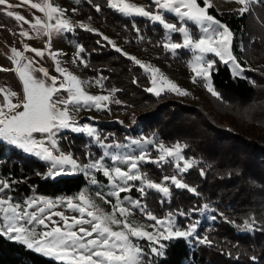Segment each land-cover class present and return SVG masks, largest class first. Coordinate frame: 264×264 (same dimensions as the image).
<instances>
[{"label":"snow or ice","instance_id":"6c2138e0","mask_svg":"<svg viewBox=\"0 0 264 264\" xmlns=\"http://www.w3.org/2000/svg\"><path fill=\"white\" fill-rule=\"evenodd\" d=\"M106 2L110 8L122 15L147 18L152 23L162 26L166 36L161 47L173 55H176L180 49L189 50L193 54L188 64L194 74L193 83L198 80L203 81V86L213 97L222 99L212 83V73L217 70L215 68L217 61L207 59L208 54L217 57L218 61L224 65H229L234 76H242L244 68L232 50L233 33L227 25L209 14L208 9L211 5L208 0H203L204 6H201L198 0H149L155 11L137 6L135 3H127L125 0H106ZM236 2L244 5L240 9L242 15L248 10L247 4L252 0H236ZM21 4L30 5L31 9L43 14L44 19L34 15L33 20L29 21L25 16L11 10L6 11V15L21 24L22 37L32 38L29 31L23 30V24H28L37 36L43 34L49 37V44L46 46L48 54L55 63V71L63 79L50 76L43 67H35L33 60L28 59L23 52L12 48L9 59L22 82L24 98L19 103H13L11 98L16 97L17 93L0 89L5 101L0 104V141L49 162V178L65 174V166H71L72 170L82 172L92 185L99 183L92 173L102 174L109 182L110 190L106 195L98 191L96 196L112 204L113 210L111 213L103 212L87 191H81L75 197H61L58 200L37 196L26 199L22 203L13 201L11 197L0 195V237L18 242L28 250L53 258L62 264H155L154 258L165 255L163 251L165 245L161 240L191 237L195 232V225H189L187 230H180L176 228L172 213L163 219L159 218L147 211L146 205L142 202L147 190H155L164 198L170 197L173 186L199 195L195 187L188 185L182 179V174L195 164L194 160H189L182 154L187 145L177 142L173 146H166L162 141L152 138L134 139L131 144L141 148L139 154L104 152L101 157L83 166L78 164L72 155L61 152L58 136L65 130L85 133L89 138H94L102 148L126 147L121 144H105L95 127L80 125L71 118L72 111L79 112L93 108L102 110L108 103L121 102L113 101L110 94L91 95L85 92L83 88L85 82L63 69L60 61L56 59L59 53L51 51L50 38L54 32L73 33L76 27L90 32L93 29L83 23L74 25L65 17V10L53 6L49 0H43V2L19 0L17 5L9 3V0H0V6L6 9L19 7ZM95 10L100 11L99 6H96ZM73 11L75 12L76 9ZM168 15L175 16L177 22H169L166 18ZM188 22L198 26L200 33L198 36L192 35ZM135 30L139 32V28ZM172 34H179L181 41H173ZM103 39L108 41L115 51L134 61L149 74L151 87L146 89L147 91L159 96L166 88L179 95H188L171 80L162 75L157 76L158 69L145 65L136 57L124 53L108 37ZM76 47L74 62L78 59L84 67H88L85 57L81 55L85 49L81 45ZM24 48L25 51L33 52L40 58L45 55L44 50L30 48L27 44ZM36 72L41 73V77L38 78L35 75ZM87 83L102 86V78ZM62 92L67 95H61ZM145 145L153 146L157 152L155 159L151 157ZM104 157H108L111 163H106ZM143 163H154L160 168L169 165L174 172L171 175L162 176L161 182L157 183L142 171ZM201 175H204L203 169H201ZM10 188L11 185L7 181L0 179V194ZM133 188L140 193L141 198L133 199L130 195L121 196V193H130ZM107 197H113L114 201ZM58 206L77 215L69 216L65 214V211L54 210ZM202 207L208 209L209 205L204 204ZM133 210H139L147 221L153 223L145 225L130 221L129 217L134 215ZM180 215L184 216L186 213L181 212ZM220 215L223 214L220 213ZM211 219L215 220L216 216H212ZM243 225L247 230H254L256 220L254 217H249ZM113 226L119 230H114ZM141 239L148 242L147 250L135 242ZM198 239L200 243L211 245L207 237ZM252 259L256 258L252 257Z\"/></svg>","mask_w":264,"mask_h":264},{"label":"trees","instance_id":"16d2710c","mask_svg":"<svg viewBox=\"0 0 264 264\" xmlns=\"http://www.w3.org/2000/svg\"><path fill=\"white\" fill-rule=\"evenodd\" d=\"M142 1L149 3V0ZM198 2L204 6L203 0ZM96 6L100 11L95 10ZM147 6L153 5L149 3ZM208 11L232 31V50L244 68L243 75L237 77L228 65L216 60L217 70L212 73L215 90L222 99L226 98L240 108L253 102V106L250 105L258 110L252 114L264 121V75H261L264 69L252 67L248 57V50L253 48L264 59V29L249 18L247 12L241 15L238 10L219 11L214 6ZM76 12L92 18L97 26L108 31L127 49L134 48L141 55L139 51L147 45L159 54L162 62H169L182 72L189 71L186 59L190 51L182 50L173 55L163 49L165 31L159 24L147 18L123 16L110 8L106 0H82L76 6ZM167 17L177 22L174 16ZM189 27L196 29L195 25L189 24ZM75 32L77 34L73 36L85 49L81 55L88 64V67L81 65L83 76L94 81L102 78V87L113 90L121 102L115 105L116 108L124 112L133 108L138 112L136 127L124 128L115 120L100 124L98 132L101 138L106 134L108 141L114 140V135L118 141L127 137H153L166 145L177 142L187 145L182 154L194 160L195 164L182 174V179L195 187L199 195L174 186L171 188V206L178 215L177 221L181 222L187 214H192L194 219L199 218L206 210L202 207L204 204L215 210L212 212V216H216L214 222L199 226L200 235L207 237L211 245L195 239L192 244L186 238L163 241L165 255L154 258L155 264H264V138L260 136H264V130L250 128L244 131L233 122L229 126L218 123L193 99L194 93L179 95L169 91L162 96L150 93L146 90L150 84L149 77L134 61L111 48L97 33L80 28ZM195 84L202 93L217 100L205 89L203 81L198 80ZM111 131L116 134L112 135ZM60 142L63 149H71L84 162L95 160L103 153L101 147L83 134L69 135L65 132ZM149 150L154 149L150 146ZM141 169L156 181L174 172L169 165L160 168L154 163H143ZM201 169L204 175H201ZM46 170V164L35 156L0 141V176L7 180L11 193L18 198L33 191L51 196L71 194L87 182L86 176L80 172L49 178ZM97 175L102 176L100 173ZM127 194L135 199L141 198L135 188ZM143 199L154 207H147L154 214H164L165 210L160 211L158 202L164 199L162 195L155 190H147ZM181 212L186 215L181 216ZM249 217L256 220L254 230L244 228L243 222ZM142 248L148 249L145 245ZM0 264L62 262L0 237Z\"/></svg>","mask_w":264,"mask_h":264},{"label":"rangeland","instance_id":"374dc122","mask_svg":"<svg viewBox=\"0 0 264 264\" xmlns=\"http://www.w3.org/2000/svg\"><path fill=\"white\" fill-rule=\"evenodd\" d=\"M82 0H49L50 3L53 4V6L62 8L65 10V17L67 19H70L74 25H79L80 23L85 24L89 28L93 29L92 32L94 33H99L101 39L107 43L111 48L112 45L108 43V41L104 40L103 37H108L109 40H111L116 46L121 48L124 53H128L131 56L136 57L139 59L143 64L145 65H151L152 68L158 69L159 72L157 73V76H163L167 78L168 80H171L173 83H175L180 89L185 90L187 93H194V100L197 101V103L205 109L208 113H210L215 120L220 123L229 126V124H236V127L240 128L241 130L246 131L247 129L250 128H255V130L262 129L264 130V121L262 118H255L254 115L252 114V111H254L257 108H252L253 102L250 104L244 105L242 108L236 106L237 104L225 99H211L208 95L201 92V90L196 87V84L193 83V76L194 74L191 72L190 68L188 72H182V70L177 67H173L169 62H162V59L159 57V54L152 49L149 46H144L139 52L141 55H139L134 48L127 49L126 46H123L122 43L117 42L115 37L110 35L108 31H106L104 28H101L97 26L95 21L92 20V18L88 16H83L80 15L78 12H74L73 10L76 9V6L81 2ZM33 2H43V0H33ZM127 3H135L137 6H143L146 7L148 10L155 11V8L148 7L149 3H145L142 0H125ZM9 3L13 5H17L19 3V0H9ZM208 3L211 6H214L217 10L219 11H227V10H238L240 12V9L244 7V5H241L236 2V0H208ZM203 6V5H201ZM248 10L245 11L248 13V17L251 18L256 24H258L261 28L264 29V0H252V2L247 4ZM13 11L14 13H17L19 15H23L26 17L27 20L32 21L33 16H41L42 19H44L43 14L39 13L38 11L31 9L30 5L27 4H21L19 7H13L12 9H6L3 6H0V89H5L8 91H12L17 93L16 97L11 98L13 103H19L21 100L24 98L23 94V85L22 82L19 80L18 75L14 71V65L9 59L11 56V49L15 48L20 52H23L24 55L35 62V67H43L45 68L50 76L58 77L59 79H63V77H60L59 74L55 71V63L52 59V57L48 54V48L46 47L49 44V37L41 34L37 36L29 27L28 24H23V30H27L30 33V36L32 37L31 39L22 37L20 35L21 32V24L17 22L14 18L8 17L6 15V11ZM118 12V11H117ZM209 12V11H208ZM121 14V13H120ZM210 15H212L209 12ZM122 15V14H121ZM125 16V15H123ZM173 16V15H172ZM213 16V15H212ZM129 17V16H126ZM132 17H138V16H132ZM175 17V16H174ZM214 17V16H213ZM169 22H176L173 21L171 18L166 17ZM215 18V17H214ZM175 19H177L175 17ZM216 19V18H215ZM218 20V19H217ZM192 24V22H188V27ZM179 26V24H178ZM196 26V25H195ZM79 28V27H76ZM190 32L192 33L193 36H198L199 33V28L196 26V29L189 27ZM165 31V30H164ZM196 32V33H195ZM76 32L73 33H53L52 37L50 38V48L53 53H59V55L56 56V59L60 61V66L63 69H66L68 72L72 73L74 76H76L78 79L81 81L85 82L83 84L84 91L87 92L88 94L91 95H111L112 100H118L117 97L115 96V93L113 90H108L104 89L102 86H99L95 83H87L89 81H94L91 79H87L83 76L81 73V63L77 59L74 62V55L77 51V42L75 40V37L73 35H76ZM165 36L166 32L164 33V39L163 42H165ZM172 39L173 41L180 42L181 37L179 34H172ZM27 44L30 48H35L38 50H44L45 55L43 58L35 56L33 52L30 51H25L24 45ZM114 49V48H113ZM182 50H187V49H180L178 50L177 53H179ZM189 51V50H187ZM192 53L190 52L189 57L186 59L187 66L192 58ZM248 57L251 63L252 67H262L264 69V59L262 58V55H259L255 49L250 48L248 50ZM207 59H213V60H218L217 57H215L212 54H208ZM229 66V65H228ZM231 72L232 68L229 66ZM261 70V69H260ZM142 71L148 75L143 69ZM261 75H264V70H262ZM233 73V72H232ZM35 75L39 78L41 77V73L36 72ZM243 75V72H242ZM149 83H150V77H149ZM151 87V83L149 84L148 88ZM147 88V89H148ZM166 92H169L166 88L164 91L161 92L162 96L166 94ZM154 94L153 92H150ZM61 95L66 96L67 93H61ZM155 95V94H154ZM4 101V94L0 93V104H3ZM117 103L111 102L108 103L106 108L102 110H96L95 108L91 110H81L79 112L72 111L71 112V118L73 121L78 122L80 125H88L95 127L98 131L99 125L102 123H110L115 121H119L124 128H130V127H136L138 124L137 121V115L138 112L135 111V109H128L127 111H122L119 108H116L115 105ZM255 105V104H254ZM248 109V107H250ZM110 109V110H108ZM22 110V109H18ZM258 110V109H257ZM106 113V114H105ZM107 115V116H105ZM65 132H68L69 135L71 133H76L72 132L70 130H65L62 131L59 136H58V146L61 152L65 154H70L74 159L77 160L78 164L81 166L85 165L87 162L83 161V158L72 152L71 149H63L61 146V135ZM108 133V132H106ZM76 134H83L87 136L85 133H76ZM99 134V132H98ZM110 134V132H109ZM111 134L114 135L116 134L115 132L111 131ZM263 134V133H262ZM108 134H106L105 138H102L105 144H121L125 145L126 147L123 148H102L103 153L104 152H113V153H131L133 155L139 154L141 152V148L132 145L131 141L136 139V140H143L144 138H152L153 137H143V138H131L127 137L124 141H118L115 139L117 136H113L114 140H106ZM259 135V134H257ZM39 136V134H37ZM65 136V135H64ZM261 137L264 138L263 135H260ZM88 137V136H87ZM95 143V139L91 138ZM97 144V143H96ZM176 144V143H175ZM99 147L100 145L97 144ZM166 145V144H165ZM172 145H166V146H173ZM182 145V144H181ZM149 153L153 151L150 155L153 159L156 158L157 152L154 150H149L150 145H145L144 146ZM153 147V146H152ZM22 150V149H21ZM26 153V152H25ZM102 153V155H103ZM29 155L35 156L34 154L27 153ZM101 155V156H102ZM100 156V157H101ZM38 158L41 162L45 163L47 166V172L49 173L50 171V163L42 160L41 158L35 156ZM88 158V156H87ZM105 162L110 164V159L108 157H104ZM189 159V158H188ZM92 160V159H91ZM90 160V161H91ZM191 160V159H189ZM89 161V162H90ZM121 167H124L121 165ZM79 172H76L71 169V166H65V174L62 175H72V174H77ZM82 173V172H80ZM93 175H95L99 181L97 185H92L90 181L87 178V182L81 187V189L77 192L71 193V194H58L56 196H51V195H45V194H40L37 192H31L27 195L21 196L18 198L14 194L11 193V188L6 190L5 193L0 194L5 197H11L13 201L16 202H23L26 199L32 198V197H37V196H42L45 197L46 199H52V200H58L61 197H75L77 196L81 191H87L91 198L94 200L95 204L105 213H111L112 212V204L106 203L105 200L99 198L96 196V193L102 192L105 195L108 193L110 190V185L109 182L103 175L99 177L97 173L93 172ZM48 176V174H46ZM60 176V175H59ZM58 176L52 177L56 178ZM0 179L5 180L3 177L0 176ZM154 182H161L156 181L151 179ZM7 181V180H5ZM139 183V182H138ZM171 189V194H172ZM177 190V189H175ZM157 193V192H156ZM125 195H130V194H123L121 193V196L124 197ZM161 195V194H160ZM131 196V195H130ZM132 197V196H131ZM109 200H113V197H107ZM135 199V198H133ZM164 202H161V201ZM143 204L146 205V210L150 211L149 209H153L154 207L150 206L148 204V201H145L144 199L142 200ZM146 202V203H145ZM159 202V208L160 211L165 210L164 214L160 215V213L156 212L155 215L159 218H165L168 216L169 213L173 214V219L175 220V225L176 228L180 230H187L189 225H195V232L191 237H186L192 244V240L194 241L197 240L199 241L198 238L204 237L201 234V231L199 230V226L202 225H211L214 220L211 219L212 217V210L210 208L206 209L199 218L194 219L192 214H187L185 218L181 219V222L177 221V213H175V209L172 208L171 206V196L168 198H164L158 201ZM168 205V206H167ZM149 209H148V208ZM57 211H65L66 215L72 216V215H77L75 213H72L68 211L67 209L63 208L62 206H58L56 209ZM134 215L129 217V220L136 223V224H150L153 223L152 221H147L142 214H140L139 210H133ZM177 211V210H176ZM152 212V211H150ZM153 213V212H152ZM154 214V213H153ZM119 218V216H118ZM54 219H58V217H54ZM114 230H119L116 229L115 226ZM149 231H152V229H148ZM175 238V237H173ZM164 240H161L163 243ZM140 247L142 245H145L149 247V244L146 240H137L135 241Z\"/></svg>","mask_w":264,"mask_h":264}]
</instances>
